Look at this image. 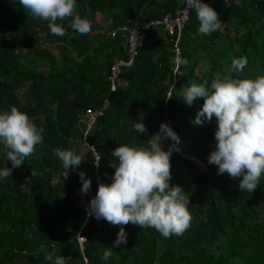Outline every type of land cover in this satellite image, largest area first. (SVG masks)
I'll return each mask as SVG.
<instances>
[{"label": "trees", "instance_id": "16d2710c", "mask_svg": "<svg viewBox=\"0 0 264 264\" xmlns=\"http://www.w3.org/2000/svg\"><path fill=\"white\" fill-rule=\"evenodd\" d=\"M209 2L220 13L223 29L202 35L192 9L180 44L179 57L186 63L177 68L171 38L152 30L132 64L121 68L126 85L112 90L113 64L129 60L130 54L125 32H111L132 27L138 19L162 17L181 0H77L73 15L89 18L92 30L81 34L72 29L70 16L58 21L66 28L64 35L53 34L48 21L27 13L19 0H0V110L15 105L45 130L35 152L0 180V264H52L45 259L47 252L64 255L66 264H85L84 257L90 264H264V175L251 192L239 187L242 174L218 173L208 160L216 146L215 117L194 123L204 98L189 105L180 95L191 82L210 84L214 75L222 77L226 71L230 76L264 74V0ZM50 46L61 50L54 53ZM238 57H247L239 73L232 68ZM105 99L109 105L86 136L101 159V170L115 171L114 147L147 145L162 122L180 134L171 157V182L184 187L192 212L182 235L165 237L150 226L91 218L81 249L77 235L87 211L76 199L81 169L63 167L55 149H71L82 113L100 108ZM137 120H144L147 132L134 128ZM163 143L168 148L175 142L166 137ZM85 159L94 166L91 149ZM6 166L12 164L0 145V167ZM96 187L92 180L88 191ZM121 227L127 240L113 245ZM112 246L105 261L103 252Z\"/></svg>", "mask_w": 264, "mask_h": 264}, {"label": "clouds", "instance_id": "9594fccd", "mask_svg": "<svg viewBox=\"0 0 264 264\" xmlns=\"http://www.w3.org/2000/svg\"><path fill=\"white\" fill-rule=\"evenodd\" d=\"M22 7L36 18L48 21V27L56 35H64L62 23L66 17H73L72 29L81 34L92 30V21L87 17L73 15L77 0H19ZM186 6L194 9L199 20L198 32L211 34L223 29V19L209 0H186ZM177 62L186 63L177 57ZM247 57L234 58L232 68L243 72ZM185 102L193 104L196 98H204L193 122L203 124L215 117L216 146L210 152L209 163L218 166V173L227 172L233 178L243 175L239 187L253 190L264 175V74L257 76H226L216 78L209 84L191 82L180 93ZM171 97L172 94L167 95ZM134 128L147 132L143 121L137 120ZM44 128L39 126L26 110L13 105L0 110V145L6 149L12 166L0 167V180L13 174V168L25 162L35 152L37 144L44 139ZM170 137L175 143L164 147V139ZM147 145L121 143L112 150L115 171L110 182L101 181L98 191L86 206L89 215L104 218L116 225L129 222L143 227L150 226L163 236L182 235L191 224L190 196L180 184H173L172 153L181 140L180 134L168 122L148 139ZM55 154L66 169L77 168L85 160L83 154L70 148L55 149ZM101 159H95L99 165ZM83 192L92 184L91 177L80 171ZM127 240V233L121 227L113 245ZM114 246L106 248L103 259L109 260ZM45 259L52 264H66L64 255L47 252Z\"/></svg>", "mask_w": 264, "mask_h": 264}, {"label": "built area", "instance_id": "2783aa9c", "mask_svg": "<svg viewBox=\"0 0 264 264\" xmlns=\"http://www.w3.org/2000/svg\"><path fill=\"white\" fill-rule=\"evenodd\" d=\"M226 3H231L233 0H223ZM191 11L192 9L186 6V0H183V4H178L176 8L163 15L162 17L153 18L149 20L145 19H138L136 20L134 26L128 27V26H122L120 29L113 30L111 32V36H116L119 30H123L124 36L126 37V42L128 45V52L130 54L129 60H118L113 64L112 72L110 76L111 80V89L116 90L118 86H122L120 75H121V68L124 66H130L135 58V56L138 54L139 48L144 46L145 40L148 36V33L152 30L159 29L164 34L169 36L171 38V41L173 43V50L176 54V61L177 57L180 56L181 50H180V44L183 37L184 29L189 22L191 18ZM179 66V63L177 62V68ZM109 105V99H105L103 105L100 108L87 109L81 118L83 117L86 122V129H85V142H88L86 136L88 133L92 131V128L97 121L98 117L101 116L104 113V110ZM90 149L93 151L95 159L99 158V155L95 149L94 146L90 145ZM93 174H94V180L97 184V187L93 190H90L86 192V205L87 206L92 198L98 191L99 183L103 181L104 179H108L111 181L112 175L114 172H111L109 170H101L99 165L94 161L93 166ZM87 208V207H86ZM91 218H96L94 214L89 215L88 211H86L85 215V221L83 222L79 232H78V241L80 243L81 249L84 247V242L86 240V237L83 233V229L85 228V225L87 221ZM68 259V258H67ZM85 264H90L88 262V259L84 257ZM98 264H105V263H98Z\"/></svg>", "mask_w": 264, "mask_h": 264}, {"label": "rangeland", "instance_id": "374dc122", "mask_svg": "<svg viewBox=\"0 0 264 264\" xmlns=\"http://www.w3.org/2000/svg\"><path fill=\"white\" fill-rule=\"evenodd\" d=\"M181 4H183V0H181ZM50 48L54 51V53H59L61 48L58 47V46H50ZM42 65H48V63L46 62H41ZM258 74H255L253 76H257ZM219 76V75H218ZM226 76H229V72L226 71L225 74L222 75V77H217V76H213L212 79H216V78H223V77H226ZM121 80V83L123 84V82H125V80L123 78H120ZM27 83L25 84H22L19 88H18V91L21 93V92H24V90L27 88ZM85 129H86V122L84 120V118L82 117L80 122H79V127L74 135V140H73V143H72V148L73 150H75L76 152L78 153H81L83 154L84 158H85V154L90 150V144H88L87 142H85ZM184 157L187 158V159H191V160H196L199 165L202 166L203 169L206 168V165L203 161H200V160H197L194 156L192 155H187V154H184ZM79 168L81 170H84L86 172V175L88 177H91L92 180H94V174H93V166H88L87 163H86V159L83 160L80 165H79ZM82 188V187H81ZM81 188H79L77 190V193H78V197H76L78 203H80V205H83L84 207H86V200H85V197H86V192H83L81 190Z\"/></svg>", "mask_w": 264, "mask_h": 264}, {"label": "crops", "instance_id": "0c3cea01", "mask_svg": "<svg viewBox=\"0 0 264 264\" xmlns=\"http://www.w3.org/2000/svg\"><path fill=\"white\" fill-rule=\"evenodd\" d=\"M122 85H123V86H124V85H126V81H125V82H123V84H122ZM85 200H86V197H85Z\"/></svg>", "mask_w": 264, "mask_h": 264}]
</instances>
